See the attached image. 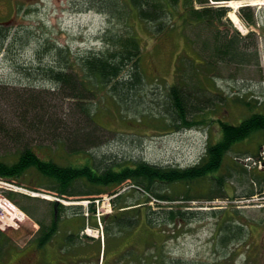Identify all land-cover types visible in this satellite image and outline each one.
I'll use <instances>...</instances> for the list:
<instances>
[{
  "label": "rangeland",
  "instance_id": "374dc122",
  "mask_svg": "<svg viewBox=\"0 0 264 264\" xmlns=\"http://www.w3.org/2000/svg\"><path fill=\"white\" fill-rule=\"evenodd\" d=\"M236 1L240 3L235 7L230 6L228 14L233 24L230 34L235 28L243 36L255 31L260 62L239 66L235 62L230 65L220 62L222 75L216 76L214 82L210 80L205 83L208 88H212L210 95L219 104L218 110L211 112L210 116L233 123H239L249 114L246 109L243 110L242 104L233 102L234 97L246 96L250 100L258 98L259 102H264V0ZM89 2L90 0H0V22L11 31L12 41L8 55L5 52L4 57L0 56V123L4 125L5 131L13 134L8 136L0 131V153H11L28 145L47 155L62 152L66 155L71 152L69 145L85 149L86 153L97 157L107 156L124 161L144 159L182 167L197 163L204 154L208 141H217L221 136L217 122L180 130L160 127L170 123V118L161 117L162 105H166L170 85L178 81V60L188 58L189 62L203 61L196 49L189 51L181 33L174 30L170 35L158 38V34L149 29L150 24L137 19V15L132 17L144 42L142 67L146 83L143 85L142 95L146 100L137 103L138 109L133 108L135 104H131L129 110L126 108L121 111L111 95L106 99V91L96 90L90 93L85 102L90 109L96 111L94 119L99 124L93 130L91 120L74 109L80 100H73L70 93L60 91L57 85L43 78L45 76L36 69L40 40L56 43L58 46H70L73 57L86 49L104 48L100 35L109 24V18L97 8L89 9ZM242 5L253 8L258 19L257 26H250L241 18L239 9ZM231 12L236 13L237 20L230 15ZM117 28L122 30L123 26L119 25ZM244 47L239 46L240 49ZM251 50V53L255 52L254 47ZM42 51L46 62L51 51ZM195 70L192 66H186L181 71L184 78L191 76L194 79L193 86L203 79L199 74L192 76ZM79 75L80 80H83V75ZM208 76L210 77L209 74ZM207 93L209 94L208 91ZM222 96L226 98L222 99ZM32 99L38 105L35 109L30 105ZM114 110L118 111V117H111ZM65 131L70 134L71 139L67 145L64 143ZM259 139L258 135L257 138L236 144L226 157L224 172L228 191L223 196L212 200L201 196L184 202L187 206L183 209L198 211V216L193 220H184L180 216L175 222L157 227L156 229L164 230L162 239L156 243L158 246L143 248L142 241L137 240V247L142 253H136L126 264H137L141 260L159 264L154 260V254L162 256L168 263L264 264V144L259 148L258 155L245 153L248 148L256 149L257 153ZM9 189L37 196L39 199L29 200L19 196L13 200L8 197ZM120 192L124 194V201L128 205L142 202V209H158L161 207L159 204L171 206L182 202L160 201L146 189L127 182L120 187ZM145 195L152 197L147 203L143 202L146 200ZM115 196L107 192L64 197L43 188L33 191L0 180V225L6 227L5 230L11 235L15 245L25 246L40 228L36 217L47 221L53 218L49 202L43 200L49 199L48 201H58L62 205L81 209L78 213H75V210H79L76 208H68L69 210H62L61 213L56 211L55 218L60 215V227L81 219L80 222L86 223L88 234L93 235L95 227L92 224H95L98 214L103 219V215L112 213V197ZM93 197H100L93 207L97 215L91 210ZM8 199L19 207L20 204L27 206L34 212L35 218L26 214L25 221L20 223L16 217L8 215L1 208ZM229 222L243 228L240 238L238 236L235 240L226 242L223 237L226 235V223L230 224ZM102 225H105L104 220ZM136 234L137 239L151 238L142 229ZM59 239L58 236L54 238L55 242Z\"/></svg>",
  "mask_w": 264,
  "mask_h": 264
},
{
  "label": "trees",
  "instance_id": "16d2710c",
  "mask_svg": "<svg viewBox=\"0 0 264 264\" xmlns=\"http://www.w3.org/2000/svg\"><path fill=\"white\" fill-rule=\"evenodd\" d=\"M224 1L230 0H90L87 4L89 9L97 8L109 18V24L100 35L104 48L86 49L79 55L74 54V58L70 46L63 47L40 40L37 51L39 61L36 69L45 76L43 78L57 85L60 91L70 93L73 100H80L74 109L81 111L91 120L93 124L88 123L92 125L89 124L93 130L96 128L95 125L99 126V124L94 119L96 111L90 109L91 107L85 102L90 97V93L96 90L106 91V99L111 95L121 111L126 108L129 110L131 104H135L133 108L138 109L137 103L146 100L142 95L143 85L146 83L142 67L144 42L137 25L132 22V17L137 15V19L150 24L149 29L156 32L158 38L161 35H170L174 30L181 33L189 51L191 52L192 48L196 49L203 61L189 62L188 58L178 60L176 66L178 81L170 85L166 105H162L161 117L170 118V123L160 127L180 130L217 122L222 132L221 136L217 141L212 139L208 141L205 152L197 163L182 167L153 163L144 159L124 161L107 156L97 157L92 153H86L85 149L78 146L69 147V145L71 152H67L66 155L63 152L47 155L26 145L11 153H0V179L32 190L38 191L43 188L65 196L107 192L115 194L127 182L146 189L151 196L160 201L168 203L182 201L171 206L159 204L161 207L158 209L150 207L142 209V202L128 205L124 201L123 193L113 198V212L103 215L109 243L126 239L128 241L126 244L130 247L129 251L131 250L133 254L142 253L137 247V240L142 241L143 248L149 245L158 246L156 243L162 239L164 230L156 229L157 227L161 228L160 226L175 222L180 216L184 220L196 218L198 211L183 209L187 206L184 202L201 196L212 200L228 191L224 172L225 160L234 146L245 140L257 138L259 135L257 153L254 148H248L245 152L258 155L259 148L264 144V102L260 101V103L258 98L250 100L240 95L233 98L235 104H242L243 110L249 112L239 123L210 116L211 112L218 110L219 104L210 95L212 88H208L205 83L210 80L214 82L216 76L222 75L220 62L225 65L235 62L238 66L260 62L256 32L252 30L243 36L235 28L230 34L233 24L228 14L231 8L226 6ZM239 15L248 25L257 26L258 19L251 6L240 7ZM119 25L123 26L122 30L117 28ZM10 40L11 31L7 25L0 22V55L2 52L8 55L12 44ZM241 45L245 46L244 49L239 48ZM253 47L255 52L251 53ZM42 50L51 51L50 58L46 62ZM186 66L196 69L192 76L199 74L203 77L195 86L191 76L186 79L181 74ZM79 73L83 75V80H80ZM34 100L30 102L33 109L38 107ZM262 105L263 107H260ZM118 115V111L114 110L111 117ZM3 128L4 125L0 123L1 132H5L8 136L13 135ZM67 133L65 131L64 134L66 145L71 140L70 134ZM7 194L13 200L19 196L29 200L39 199L14 190L7 191ZM145 198L143 202L147 203L152 197L145 195ZM47 202L50 204L53 218L47 221L36 217L40 229L34 240L39 241L42 246L49 243L57 233L60 215L56 219V211L59 210L61 213L68 208L79 209L75 210V213L81 211L80 207L71 208L56 201ZM20 207L35 218L34 212L27 206L20 204ZM1 208L10 216L20 215L19 211L14 212L5 205H1ZM92 209L95 210L93 206ZM25 219V217L21 218L22 221ZM95 223L97 224V221ZM230 224L226 223V235L223 237L226 242H231L238 236L240 238L243 228ZM140 229L145 230L151 238L137 239L136 233ZM16 247L8 231L0 229V262L9 259ZM127 258L131 259L128 253ZM162 259H164L162 256L154 254V260L159 264H181L180 261L168 263L165 259L162 262ZM137 264H150V262L141 260V262L137 261Z\"/></svg>",
  "mask_w": 264,
  "mask_h": 264
},
{
  "label": "flooded vegetation",
  "instance_id": "af4514ba",
  "mask_svg": "<svg viewBox=\"0 0 264 264\" xmlns=\"http://www.w3.org/2000/svg\"><path fill=\"white\" fill-rule=\"evenodd\" d=\"M80 221L59 226L55 237L60 239L56 242L52 239L44 246L39 241L17 246L13 255L0 264H126L130 259L127 253L129 257L136 255L129 251L126 239L109 243L106 225L101 229L92 225L95 228L91 236Z\"/></svg>",
  "mask_w": 264,
  "mask_h": 264
},
{
  "label": "bare ground",
  "instance_id": "6f19581e",
  "mask_svg": "<svg viewBox=\"0 0 264 264\" xmlns=\"http://www.w3.org/2000/svg\"><path fill=\"white\" fill-rule=\"evenodd\" d=\"M239 3H240V1H236V0H230V1H228V4H229L230 6H233V7L238 6ZM252 3H253V2H252ZM257 3H258V2H257ZM230 15H232L233 18L237 20L238 16L236 15V13L231 12ZM238 24H240V23H238Z\"/></svg>",
  "mask_w": 264,
  "mask_h": 264
},
{
  "label": "built area",
  "instance_id": "2783aa9c",
  "mask_svg": "<svg viewBox=\"0 0 264 264\" xmlns=\"http://www.w3.org/2000/svg\"><path fill=\"white\" fill-rule=\"evenodd\" d=\"M5 205H7V206H12V211H14V212H17V208L8 200L7 201V203H5ZM20 213V212H19ZM18 220H20L21 218H22V216H21V214L18 216V217H16Z\"/></svg>",
  "mask_w": 264,
  "mask_h": 264
}]
</instances>
